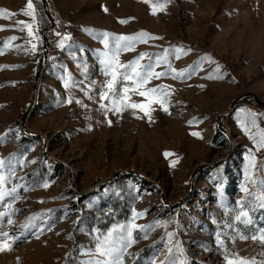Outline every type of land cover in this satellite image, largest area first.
Returning <instances> with one entry per match:
<instances>
[{"label":"rangeland","instance_id":"374dc122","mask_svg":"<svg viewBox=\"0 0 264 264\" xmlns=\"http://www.w3.org/2000/svg\"><path fill=\"white\" fill-rule=\"evenodd\" d=\"M261 132L264 0H0V264H264Z\"/></svg>","mask_w":264,"mask_h":264},{"label":"snow or ice","instance_id":"6c2138e0","mask_svg":"<svg viewBox=\"0 0 264 264\" xmlns=\"http://www.w3.org/2000/svg\"><path fill=\"white\" fill-rule=\"evenodd\" d=\"M32 5L29 2L28 4V8H31ZM156 7L153 6V12H155ZM26 27H28L26 25ZM29 35H31V31H29ZM143 35V34H141ZM121 39H130L129 37H121ZM33 48H35V46L33 45ZM134 65V66H133ZM133 65H129L131 67V72H125L123 73V78L126 81H131L133 86H134V90L138 92L139 95L143 96L146 98V102L145 103H131L129 106L132 108H139L143 111H145V114H147L148 111V107L151 103L156 101V97L154 96V93H156L158 90L157 89H146V90H141V86L145 83H147V80L154 76V75H159L158 73H154L152 72L151 68L145 69L144 66L142 65H138L135 64V62H133ZM109 67L111 68L112 65L109 64ZM119 67H123L122 65ZM111 75L112 79L108 80L106 87L111 90L116 82V79L118 77V73L115 69H113L111 71V73H109L107 70L105 71V75ZM123 93H125L124 97L122 98L123 100H127V93L129 92V89L127 87L123 88L121 90ZM101 99H105V93H101ZM162 103V102H161ZM120 109L117 108V111H119ZM193 135H199L198 133H192ZM261 146H264V132H261V139L260 142ZM166 155H168L166 153ZM2 161H0V165H2ZM4 183V177L3 175H0V199H3L5 193L3 191L2 185ZM14 191V190H13ZM238 204L240 203L239 201L237 202ZM262 207H264V205H261ZM0 215H3V213H0ZM134 215H137L136 213H134ZM236 221H242L245 224H251L252 220L249 217V214L247 211L241 210L239 215H237L235 217ZM9 223H12L11 219H9ZM115 227V226H114ZM131 227H139L137 225H131L130 229H129V243H131ZM9 234L8 233H0V237H8ZM241 238H247V237H241ZM259 239L262 243H264V229L260 230L259 235H253L252 239ZM10 245L7 243L6 240L4 239H0V250H3L7 247H9ZM123 249L121 247H116L113 239H112V230H109V235L104 239L103 242L97 243L96 244V252L101 256V257H106V259L103 260H95V261H88L85 262V264H120V260L118 259L119 253L122 251ZM228 264H254V262H250L248 260L245 259H238V260H232L229 259Z\"/></svg>","mask_w":264,"mask_h":264}]
</instances>
